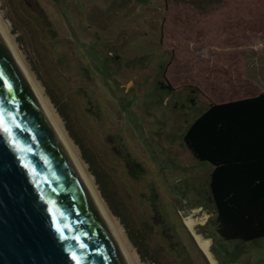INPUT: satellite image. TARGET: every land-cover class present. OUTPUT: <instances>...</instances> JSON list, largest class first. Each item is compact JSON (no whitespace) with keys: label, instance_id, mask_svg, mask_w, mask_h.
Returning <instances> with one entry per match:
<instances>
[{"label":"rangeland","instance_id":"374dc122","mask_svg":"<svg viewBox=\"0 0 264 264\" xmlns=\"http://www.w3.org/2000/svg\"><path fill=\"white\" fill-rule=\"evenodd\" d=\"M0 15L76 150L85 160L61 111L67 105L104 167L114 170L132 231L146 216L160 223L164 214L178 232H154L151 248L140 244L141 252L114 213L140 264H174L183 256L205 264L179 223L192 211L196 219L207 215L201 226L213 218L214 166L198 161L184 136L209 104L258 93L260 86L242 77L240 60L249 48L264 53V0H0ZM121 143L144 166L138 183L118 156ZM172 184L177 206L197 199L208 208L177 212ZM151 191L163 214L151 211ZM212 237L220 264H264V239Z\"/></svg>","mask_w":264,"mask_h":264},{"label":"water","instance_id":"95a60500","mask_svg":"<svg viewBox=\"0 0 264 264\" xmlns=\"http://www.w3.org/2000/svg\"><path fill=\"white\" fill-rule=\"evenodd\" d=\"M29 66L0 15V264H140Z\"/></svg>","mask_w":264,"mask_h":264},{"label":"trees","instance_id":"16d2710c","mask_svg":"<svg viewBox=\"0 0 264 264\" xmlns=\"http://www.w3.org/2000/svg\"><path fill=\"white\" fill-rule=\"evenodd\" d=\"M240 66L242 77L260 86L258 93L238 100L209 104L205 112L192 122L184 136V142L190 153L198 161L209 162L214 166L210 184L208 180L212 194L210 198L215 205L213 218H210L204 226H196L198 234L210 239L211 242L212 235L228 241L251 242L264 239V53L246 49L241 55ZM98 68L102 67L91 69L86 67L85 71L90 75L93 71L99 72ZM61 111L68 122L71 136L79 144L83 157L90 164L91 171L98 180L105 201L129 229V235L137 249L142 252L140 244L147 245V249L151 248V237H154L158 231L159 233L166 231L173 238H177L178 232L165 223L163 208L159 205L158 194L154 191L150 192L151 196L149 194V200L154 205L151 211L161 212L163 216L160 223H163H155L152 215L146 216L141 227L134 230L135 232L132 231V221L127 216L129 208L124 201L127 199L126 191H122L119 186L114 170L109 164L104 167L105 160L101 159V162L100 153L94 152L95 146L87 140L83 125H78L74 120L73 108L67 105L66 108L61 107ZM72 121L77 127L70 126ZM121 145L118 156L122 157L120 159L126 164L127 170H133L135 176L132 180L138 183L143 175L144 166L133 157L123 143ZM176 191L173 184L168 185V192L173 196L172 201L177 212L188 214L194 208L203 210L208 208L197 199L195 202L183 203V208H180L175 201ZM179 225L188 234L205 264H211L185 224L181 222ZM159 226L162 229H159ZM209 226H212L213 231ZM161 245L163 249L167 248L163 243L159 244ZM213 250L211 245L210 251L220 264ZM174 264L193 263L189 257L183 256Z\"/></svg>","mask_w":264,"mask_h":264},{"label":"bare ground","instance_id":"6f19581e","mask_svg":"<svg viewBox=\"0 0 264 264\" xmlns=\"http://www.w3.org/2000/svg\"><path fill=\"white\" fill-rule=\"evenodd\" d=\"M197 213V212H195ZM181 214H183V212H181ZM194 214V211H192L191 214L189 215H185L183 217V223L185 224V226L187 227V229L191 232L192 236L194 237L196 243L198 244V246L202 249L201 251L204 252V254L209 258V261L211 264H217L216 261L213 259V257L211 256V240L210 239H205L204 237H202L200 234H198V232L196 231V226H198L199 224L203 223L204 220L206 219L207 215L201 217V216H197V219L195 218V216H192Z\"/></svg>","mask_w":264,"mask_h":264},{"label":"snow or ice","instance_id":"6c2138e0","mask_svg":"<svg viewBox=\"0 0 264 264\" xmlns=\"http://www.w3.org/2000/svg\"><path fill=\"white\" fill-rule=\"evenodd\" d=\"M72 259L76 261V264H80V261H79V259L77 258V256H76L75 253L72 254Z\"/></svg>","mask_w":264,"mask_h":264}]
</instances>
